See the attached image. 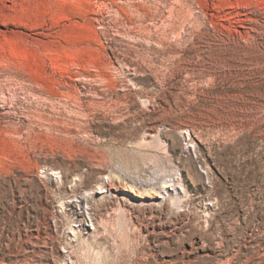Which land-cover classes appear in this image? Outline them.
<instances>
[{"label": "rangeland", "instance_id": "obj_1", "mask_svg": "<svg viewBox=\"0 0 264 264\" xmlns=\"http://www.w3.org/2000/svg\"><path fill=\"white\" fill-rule=\"evenodd\" d=\"M0 264H264V0H0Z\"/></svg>", "mask_w": 264, "mask_h": 264}]
</instances>
